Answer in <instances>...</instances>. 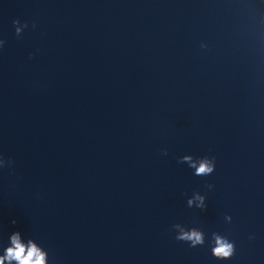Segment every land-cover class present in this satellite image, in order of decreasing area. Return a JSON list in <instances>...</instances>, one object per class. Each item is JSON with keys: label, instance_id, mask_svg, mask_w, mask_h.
I'll list each match as a JSON object with an SVG mask.
<instances>
[{"label": "clouds", "instance_id": "1", "mask_svg": "<svg viewBox=\"0 0 264 264\" xmlns=\"http://www.w3.org/2000/svg\"><path fill=\"white\" fill-rule=\"evenodd\" d=\"M13 25L15 28V34L19 38L23 30L28 28V22L23 24L19 19L13 20ZM36 24H32L34 29ZM5 41L0 40V48L3 47ZM201 47H206V45H201ZM163 154L167 155V150H163ZM179 163H187L188 166L194 170L193 174L195 176H209L215 171L216 161L215 157L203 156L194 158L192 155H184L179 158ZM14 161L10 158H5L0 155V170L4 168H11ZM213 185L208 184L207 188L211 190ZM198 201L195 205L196 208L204 210L206 208V196L202 195L199 191L192 194L190 198L187 199V206L192 207L193 202ZM227 223H231L232 217L226 215L224 217ZM13 224L16 223L15 220L12 221ZM175 231V239L187 243L190 247L203 246L205 244V232L197 227L188 228L181 223H176L172 225ZM20 231L11 232L10 246H3L2 250L4 255L0 256V264H49L48 252L33 238L27 239V244L21 242ZM254 237H250L252 239ZM211 254L217 260H229L236 252L235 241L230 239L227 235L220 232H213L211 238Z\"/></svg>", "mask_w": 264, "mask_h": 264}]
</instances>
